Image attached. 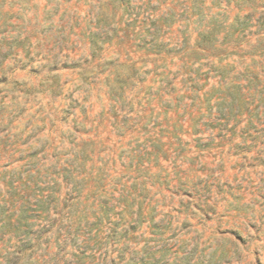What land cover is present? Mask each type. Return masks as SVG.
<instances>
[{
  "label": "rangeland",
  "instance_id": "rangeland-1",
  "mask_svg": "<svg viewBox=\"0 0 264 264\" xmlns=\"http://www.w3.org/2000/svg\"><path fill=\"white\" fill-rule=\"evenodd\" d=\"M135 1L140 5V19L148 15L156 20L169 18V26L157 23L165 42L178 49L177 43L185 36L193 48L195 17L186 22L181 15L200 0ZM203 1L209 8L205 19L209 21L219 7ZM104 4L108 9L101 7ZM99 11L105 16L97 17ZM127 21L111 0H0V166L20 164L26 154L47 143L48 147L58 145L66 128H105L102 138L111 139L105 142L110 153L102 157L109 159L134 148L133 138L138 144L145 142L137 134L120 139L111 128H152L154 124L165 128L160 103L149 97L151 90L163 86V77L153 71L162 72L163 66L178 72L181 60L192 62L195 57L139 51L133 40L143 28L140 24L127 27ZM103 32L111 38L101 55L109 66L103 71L95 68L88 75L84 62L91 59L92 42L97 41L94 36L99 35L100 43ZM117 36L124 39L123 44H117ZM246 51L222 63L226 65L224 84L230 90L225 91V104L212 110L219 113L223 108L226 117L231 115L228 129L235 128L230 138H216V129L209 147L196 148L209 141L210 132L193 135L190 128H209L201 124L221 122L214 114L207 120L209 110L202 103L193 122L187 115L175 122L191 134L181 136V146L169 145L167 139L156 149L147 144L150 157L145 158L140 173L146 180L147 203L145 219L133 233V264H142L141 258L143 264H264V91L257 93L264 86V47L253 57ZM212 62L218 66L217 59ZM115 65L135 78L120 100L113 99L107 87L114 79L109 67ZM254 75L257 90L249 91L247 85ZM219 80H209L202 88V94L213 95L212 105L219 104L225 93ZM179 82L177 90L181 89ZM56 85L61 87L59 95ZM150 98L153 103L147 104ZM248 100L251 104L239 112L233 107V103ZM198 137L203 141L197 142Z\"/></svg>",
  "mask_w": 264,
  "mask_h": 264
},
{
  "label": "trees",
  "instance_id": "trees-1",
  "mask_svg": "<svg viewBox=\"0 0 264 264\" xmlns=\"http://www.w3.org/2000/svg\"><path fill=\"white\" fill-rule=\"evenodd\" d=\"M208 1L219 7L209 21L205 20L209 8L204 7L203 0L195 2L189 12L183 11L181 17L184 21L195 17L193 25H196L197 41L191 48L184 36L189 25L184 26L183 40L175 49L171 42L162 39L157 26L158 22L169 26L168 17L156 20L148 15L140 19V5L135 0H111L113 8L121 9L126 16L127 27L140 24L143 28V32L133 40L139 51L157 56L182 55V59L193 56L194 61L181 60L183 66L178 72L166 70L163 66L162 72L157 68L153 71L155 76L163 77V86L155 92L151 90L149 97L160 103L165 128H155L156 124L152 128H111V132L120 139L128 134L132 137L137 134L145 139L144 143L138 144L133 138L134 148L122 150L112 159L103 158V154L110 153L105 142L111 141L102 138L105 128H66L58 137V145L48 147L47 143L40 150L26 154L19 160L20 164L13 162L0 166V264L134 263L133 233L145 219L144 204L147 203L146 180L140 176L145 169V158L150 157L147 144L156 149L164 146L163 140L167 139L169 145L181 146V136L191 134L186 128H177L175 122L186 115L191 118L189 122H193L192 117L200 113L202 103L209 110L207 120L214 114L218 115L215 120L221 122L201 124L209 128H190L193 135L210 132L209 141L196 148L209 147L213 143L211 132L216 129V138H230L228 134L232 135L235 128L228 129L231 115L226 117L223 108L219 113H212L215 106L225 104V91L230 90L224 84L226 65L222 63L246 49V55L251 54L252 57L263 51L264 0H225L224 7L221 0L217 4H214L216 0ZM101 7L108 9V4ZM105 14L99 11L96 16L102 18ZM102 35L105 37L100 43L99 35L94 36L97 41L92 42L91 59L84 62L88 75L94 74L95 68L103 71L109 66L101 55L111 38L106 32ZM116 39L117 44L124 43L123 38L117 36ZM213 59H217L218 66L212 62ZM97 60L99 62L95 64ZM117 66L109 67L114 79L107 83V87L111 97L120 100L135 78L133 73L118 71L120 66ZM102 71L98 75L103 74ZM132 72L135 75L136 70L132 69ZM217 77L225 93L219 98L223 99L219 104L212 105L213 95L210 92L202 94V88ZM179 80L181 89L177 90L175 86ZM257 81L258 77L254 75L247 85L249 89H246L256 91ZM53 87L50 86L51 91ZM56 89V95H59L61 87L56 85ZM263 91L264 86L257 93L262 95ZM177 92L182 94L176 96ZM151 98L147 104L153 103ZM247 104L251 102L233 103V107L236 106L239 112ZM81 110L85 112V108L81 107ZM150 111L153 114L154 111ZM170 122L174 124L171 126ZM194 123L197 125L198 120ZM196 141L203 139L198 137ZM140 261L143 264L144 258Z\"/></svg>",
  "mask_w": 264,
  "mask_h": 264
}]
</instances>
